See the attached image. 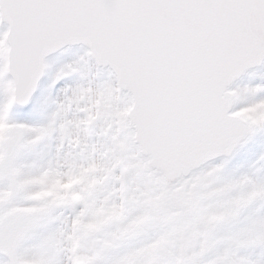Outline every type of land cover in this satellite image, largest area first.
Masks as SVG:
<instances>
[{"label": "snow or ice", "instance_id": "snow-or-ice-1", "mask_svg": "<svg viewBox=\"0 0 264 264\" xmlns=\"http://www.w3.org/2000/svg\"><path fill=\"white\" fill-rule=\"evenodd\" d=\"M0 264H264V0H0Z\"/></svg>", "mask_w": 264, "mask_h": 264}]
</instances>
